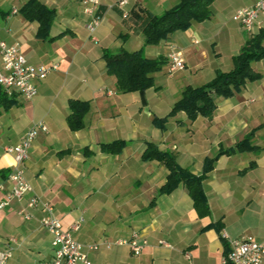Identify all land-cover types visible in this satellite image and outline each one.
Segmentation results:
<instances>
[{"label": "crops", "instance_id": "0c3cea01", "mask_svg": "<svg viewBox=\"0 0 264 264\" xmlns=\"http://www.w3.org/2000/svg\"><path fill=\"white\" fill-rule=\"evenodd\" d=\"M26 1L0 0V39L16 46L31 64L58 68L37 82L32 99L12 90L5 94L8 99L0 100V183L13 165L6 148L34 123L43 122L47 132L32 142L24 173L33 193L53 206L64 228L81 220L74 237L90 264H222L225 235L264 244V57L251 62L259 77L246 80L232 96L217 97L211 117L199 115L189 121L181 111L166 133V128L154 130L152 118H166L169 108L153 109L147 100L157 91L151 87L143 93L118 92L103 59L106 51L121 49H141L147 58L168 59L170 48L176 47L184 54V69L169 73L167 63L154 79L161 71L169 80L183 71L181 79L170 82L173 89L202 85L218 70L233 68L234 56L251 34L232 14L257 0H214L208 19L194 21L157 44H145L142 33H133V19L159 15L179 0H126L123 6L119 0H100V22L92 35L96 40L86 27L91 17L80 2L39 0L54 11V17L46 36H38V22L20 12ZM258 33L263 34L264 46V20L254 34ZM69 99L89 101L83 127L75 131L66 120ZM174 129L185 131L174 135ZM245 138L244 149L219 155L203 179L209 208L204 216L195 210L183 184L159 194L168 169L158 160L142 157L149 143L159 144L158 149L176 155L178 165L200 175L206 157ZM116 140L124 141L120 150L102 148ZM7 190L8 184L0 190V201ZM30 194L0 208V249L15 240L7 264H39L53 256L50 237L40 226V209H30L29 219L19 213ZM209 223H217L219 231L204 228ZM134 231L147 241L138 255L127 245L99 250L86 246L127 239Z\"/></svg>", "mask_w": 264, "mask_h": 264}, {"label": "trees", "instance_id": "16d2710c", "mask_svg": "<svg viewBox=\"0 0 264 264\" xmlns=\"http://www.w3.org/2000/svg\"><path fill=\"white\" fill-rule=\"evenodd\" d=\"M214 0H179V2L156 15L144 14L133 19V33L144 35L145 44H157L164 42L176 30H185L192 22H200L210 17V5ZM22 15L28 20L38 22V36H46L47 30L53 20L54 11L48 8L39 0H27L20 8ZM262 33L252 34L234 56V66L228 71L218 70L215 76L208 82L199 85H187L183 88L181 96L177 99L168 116L178 111L186 114L189 121H194L199 115L211 117L216 108V98L219 96L229 97L239 91L246 80H255L259 74L251 68V62L264 57V46L262 44ZM105 70L107 74L114 76L118 92H140L143 93L153 86L154 74L168 63L167 57L147 58L142 50L126 51L119 50L103 55ZM157 89V88H156ZM4 90L0 87V100L8 99ZM69 113L66 117L71 130H78L83 127L84 115L89 109V101L79 99L68 100ZM165 118H154L153 122L160 128L163 127ZM248 139L245 138L236 144L235 147L221 150L214 157H206L203 161L202 173L196 175L188 169L181 167L176 162V155L173 152L158 149L154 144L149 143L144 150V160H158L168 169L165 182L159 187V194L172 192L178 185L183 184L193 200L195 210L200 216L208 213V202L202 181L213 169V164L219 155L234 152L235 149H244ZM123 140H116L102 144V148L108 151H118L123 146ZM215 227L219 231L217 223H209L204 228ZM226 246L227 242L222 239Z\"/></svg>", "mask_w": 264, "mask_h": 264}, {"label": "built area", "instance_id": "2783aa9c", "mask_svg": "<svg viewBox=\"0 0 264 264\" xmlns=\"http://www.w3.org/2000/svg\"><path fill=\"white\" fill-rule=\"evenodd\" d=\"M80 2L86 13L91 17L86 27L93 35L100 22L98 12L100 0H76ZM119 5L126 4V0H119ZM236 21L249 34H254L256 29L262 25L264 20V0H257L251 6L240 7L232 14ZM94 40L95 37L92 36ZM0 57L2 66L0 68V87L5 93L10 94L12 90L17 91L24 99H32L37 94V82L43 80L50 71L58 68L57 64L51 66H36L27 61L20 50L0 39ZM185 67L184 54L181 49L171 47L168 52V72L174 73ZM40 132H47V126L43 122L34 123L20 138V140L6 148V152L12 155L13 165L7 175L5 182L0 183V190H4L8 184L6 197L0 201V208L8 205L13 199H22L30 193L21 213L26 219L30 218L29 210L39 208L41 211L40 226L50 237V245L53 256L49 261L39 264H90L83 251V245L74 237V232L79 229L80 221L71 223L66 228L56 216L53 206L37 194L33 193L30 182L24 173L25 161L28 158L30 146ZM227 239V253L222 257V264H262L264 257V244L250 238ZM10 239L4 249H0V264H7L12 256V244ZM147 241L140 239L138 232L134 231L127 239L118 238L114 241L103 240L101 242L87 244L90 250L110 248L114 245H127L134 255H138L145 247ZM160 244L169 246L164 240Z\"/></svg>", "mask_w": 264, "mask_h": 264}, {"label": "rangeland", "instance_id": "374dc122", "mask_svg": "<svg viewBox=\"0 0 264 264\" xmlns=\"http://www.w3.org/2000/svg\"><path fill=\"white\" fill-rule=\"evenodd\" d=\"M110 52L111 53H115V51H110ZM163 68H164V66L162 67V69ZM182 72L174 75L175 77L172 78L171 80L167 79V77L163 75L162 71H161V73H159L156 76V79H154V82H153V86L152 87L154 89L153 91H157V92L156 93H151L150 95L147 96V100H148V103H149V107H151L153 109H157V108L158 109H162V107L166 106V107L169 108V112H170V110H171L174 102L177 99L180 98L181 92L183 90V89L177 90L176 87H175L176 90L173 89L172 86L170 85V82H175L178 79H181L182 78V76H181L182 75ZM174 85L177 86V84H174ZM219 97L222 99L223 96H219ZM162 103H163V106H162ZM169 112H168V114H169ZM179 112H181V111H178L177 113H174V114L169 115V116L167 115V117L165 118V120L162 122L163 123V127L162 128H160L159 126L156 125V123L153 122L152 119L155 118V117H153L151 120H152V123H153L154 130H156V129L157 130L158 129L164 130L166 128L163 131L164 133H166L168 131V128L171 129V127H172L171 125H172V123L174 124L175 119L178 118V117H180V116H182V115H179ZM156 118H158V117H156ZM167 120H168V124L165 125L167 123ZM166 126H168V127H166ZM180 127L181 126H179V128ZM184 131H185L184 129L183 130L182 129H178V130L174 129L173 134L174 135H177V134L183 133ZM263 134H264V132H263ZM263 134H262V137L264 138V135ZM157 145H159V144H155L156 147H158ZM165 148H166V146H165Z\"/></svg>", "mask_w": 264, "mask_h": 264}, {"label": "water", "instance_id": "95a60500", "mask_svg": "<svg viewBox=\"0 0 264 264\" xmlns=\"http://www.w3.org/2000/svg\"><path fill=\"white\" fill-rule=\"evenodd\" d=\"M150 15H152L151 13H149Z\"/></svg>", "mask_w": 264, "mask_h": 264}]
</instances>
